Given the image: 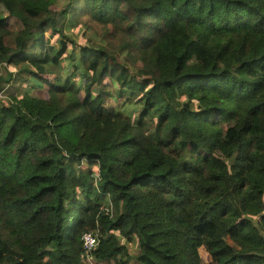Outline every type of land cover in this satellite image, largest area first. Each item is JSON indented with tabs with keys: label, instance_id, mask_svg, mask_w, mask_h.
<instances>
[{
	"label": "trees",
	"instance_id": "16d2710c",
	"mask_svg": "<svg viewBox=\"0 0 264 264\" xmlns=\"http://www.w3.org/2000/svg\"><path fill=\"white\" fill-rule=\"evenodd\" d=\"M58 1L0 0V264H264V0Z\"/></svg>",
	"mask_w": 264,
	"mask_h": 264
},
{
	"label": "rangeland",
	"instance_id": "374dc122",
	"mask_svg": "<svg viewBox=\"0 0 264 264\" xmlns=\"http://www.w3.org/2000/svg\"><path fill=\"white\" fill-rule=\"evenodd\" d=\"M66 2H67V0H62L61 2L58 1L57 6L58 7H62V6L65 5ZM89 24H91V23L85 22L83 25L78 26L77 28H75V29H73V30L70 31L72 33V36L71 37L74 38V41L76 43V46L74 47V49H77L78 50V49H80V47L82 45H89V46H94V47L95 46H98V45H107L108 47H115V44H117V39H115V38H112V39L108 38L107 37L108 33H106V31H104L97 24H94L93 23V24H91L88 27ZM54 39L55 38H52L51 39V42L52 43H55L54 42L55 41ZM108 42L110 43V45H108ZM70 49H72V48H70ZM120 55H124V52L120 53ZM119 57L122 58V56H119ZM128 64L130 65V63H128ZM5 67H6V65L0 66V74L5 71ZM6 68L7 69L14 70V67L13 66H7ZM131 68H132V72L135 73L136 72L135 69L132 66H131ZM106 81H109V80L107 78H105L103 80V83H105ZM25 84L26 83H24L22 81L21 86L22 87H25ZM26 87L28 89L31 88V90H32L31 93L33 95L34 94L35 95H38V93H41V95L47 97V95L45 94V90H46L45 86L41 90H37V89H39V87L38 88H35L32 85L29 86V87H28V85H26ZM33 88H35V89H33ZM108 88L110 90H108ZM95 90H98V87H95ZM107 90L112 92L111 87H107ZM17 91L18 92L21 91V87L20 88H17ZM1 93H3V92H1ZM1 93H0V98H1V95H2ZM2 97H3V99H5L4 96H2ZM120 101H121V99H117L115 101H112L110 98L107 97L106 100H105V104L106 105H112L116 109H118V107L120 106ZM125 109H128V107H125ZM127 112H130L129 109L127 110ZM228 242H230L229 239H228ZM136 247H135V245H133L132 243H130L128 245V251L131 252V253H135V252H137V248ZM87 263L88 264H99L98 262L94 261L92 258H88L87 259ZM133 264H137V263H133Z\"/></svg>",
	"mask_w": 264,
	"mask_h": 264
},
{
	"label": "built area",
	"instance_id": "2783aa9c",
	"mask_svg": "<svg viewBox=\"0 0 264 264\" xmlns=\"http://www.w3.org/2000/svg\"><path fill=\"white\" fill-rule=\"evenodd\" d=\"M83 248L91 251L97 243V239L92 232H84L82 235Z\"/></svg>",
	"mask_w": 264,
	"mask_h": 264
}]
</instances>
